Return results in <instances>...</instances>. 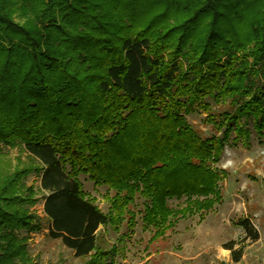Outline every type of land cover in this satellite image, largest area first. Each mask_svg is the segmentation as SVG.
<instances>
[{"label":"trees","instance_id":"trees-1","mask_svg":"<svg viewBox=\"0 0 264 264\" xmlns=\"http://www.w3.org/2000/svg\"><path fill=\"white\" fill-rule=\"evenodd\" d=\"M263 77L264 0H0V149L36 161L0 170V264H34L20 235L42 226L29 209L32 172L48 235L89 256L84 264H113L97 230L117 227L137 195L153 237L211 208L230 121L238 136L242 116L262 133ZM228 100L231 109L211 110ZM194 104L223 135L193 128ZM80 173L113 190L114 214L86 196ZM239 222L258 238L248 217ZM235 244L224 246L239 261Z\"/></svg>","mask_w":264,"mask_h":264},{"label":"rangeland","instance_id":"rangeland-1","mask_svg":"<svg viewBox=\"0 0 264 264\" xmlns=\"http://www.w3.org/2000/svg\"><path fill=\"white\" fill-rule=\"evenodd\" d=\"M249 61L252 62L251 57ZM261 80L263 87L264 77ZM210 103L212 111L233 107L229 100ZM206 115V111L194 104L185 118L201 135H223ZM238 122L247 132L238 136L235 123L230 121L233 127L225 136L219 159L212 164L221 174L220 199L209 209L180 216L164 234L153 237L154 227H144L142 219L144 198L137 195L125 208L117 227L107 223L97 230L98 248L111 251L107 261L112 260L113 264H264V126L262 133H258L251 117L242 116ZM35 163L20 146L2 145L0 149L1 171L10 172ZM78 177L86 196L103 212L114 214L109 201L113 190L95 183L87 174L80 173ZM39 181V176L33 172L25 178V185H31L37 197L29 209L42 226L40 230L20 231L21 236H27L26 245L34 264H84L89 256H76L60 238L48 235ZM186 203L185 196L169 200L172 207ZM245 217L259 233L254 241L244 238L239 221ZM229 240L235 241V247L243 248L239 261H233L230 250L224 246Z\"/></svg>","mask_w":264,"mask_h":264}]
</instances>
